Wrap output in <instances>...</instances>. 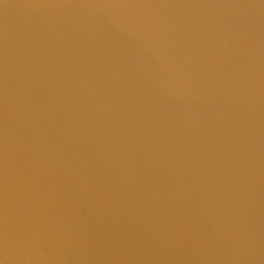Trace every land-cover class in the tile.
<instances>
[{
    "label": "water",
    "instance_id": "1",
    "mask_svg": "<svg viewBox=\"0 0 264 264\" xmlns=\"http://www.w3.org/2000/svg\"><path fill=\"white\" fill-rule=\"evenodd\" d=\"M264 264V0H0V264Z\"/></svg>",
    "mask_w": 264,
    "mask_h": 264
},
{
    "label": "clouds",
    "instance_id": "2",
    "mask_svg": "<svg viewBox=\"0 0 264 264\" xmlns=\"http://www.w3.org/2000/svg\"><path fill=\"white\" fill-rule=\"evenodd\" d=\"M3 264H4V262H3Z\"/></svg>",
    "mask_w": 264,
    "mask_h": 264
}]
</instances>
